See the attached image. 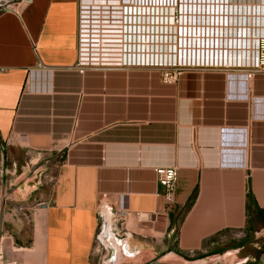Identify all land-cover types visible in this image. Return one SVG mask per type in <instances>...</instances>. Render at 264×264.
<instances>
[{
  "label": "crops",
  "instance_id": "obj_1",
  "mask_svg": "<svg viewBox=\"0 0 264 264\" xmlns=\"http://www.w3.org/2000/svg\"><path fill=\"white\" fill-rule=\"evenodd\" d=\"M18 1L0 0V264H93L96 239L105 264L202 249L264 264V249L244 253L264 243V72L187 68L164 83L171 50L134 49L124 8L122 64L81 74L80 0ZM159 167L178 170L172 204ZM39 202L28 219L16 210ZM106 203L134 216L123 238Z\"/></svg>",
  "mask_w": 264,
  "mask_h": 264
},
{
  "label": "built area",
  "instance_id": "obj_2",
  "mask_svg": "<svg viewBox=\"0 0 264 264\" xmlns=\"http://www.w3.org/2000/svg\"><path fill=\"white\" fill-rule=\"evenodd\" d=\"M31 1L19 0L13 8ZM247 1L241 3L236 0H80L77 70L82 74L89 67L122 64L120 61L122 38L119 36L123 34L124 8H128L130 12L134 9H155L157 24L153 26L160 29L164 21L167 28H164L165 35L170 32L177 44V61L174 60L173 63L162 67L161 77L164 83H176L187 68H232L264 72V0ZM130 16L135 15L131 12ZM168 20L171 23L169 27L166 26ZM152 24V21L147 20V23L139 25L144 27L146 25L147 33L148 25L151 29L154 28ZM158 34L162 36L161 31L156 33ZM109 39L112 42H109ZM141 44L145 43L142 41ZM181 50L184 51L183 56ZM155 173L157 182L164 187L167 203H174L178 182L177 168L159 167ZM36 206L45 204L39 202L30 208L18 205L16 210L22 212V216L28 219ZM105 213L119 234L129 231L134 222V216L130 211L117 209L108 203L105 204ZM201 252H205L204 249Z\"/></svg>",
  "mask_w": 264,
  "mask_h": 264
},
{
  "label": "bare ground",
  "instance_id": "obj_3",
  "mask_svg": "<svg viewBox=\"0 0 264 264\" xmlns=\"http://www.w3.org/2000/svg\"><path fill=\"white\" fill-rule=\"evenodd\" d=\"M131 12H132L133 15H135L133 17L130 16L131 17V20H132L133 30H135V34L132 37V42H133L134 49L137 48V50H138L139 48L137 46L140 47V45L144 49H146V48L147 49L153 48L154 50L159 49V46H160V48L162 50H164L165 47H166V49H169V51L171 50V53L170 54H172L173 57H174V60L177 61V58H178V54H177L178 50L176 48V45L177 44L174 42L173 36L170 35V32H168L166 34L168 36L165 35V33H164V31H165L164 30V28H165L164 21H163V26L160 25V27H159L160 29H158L157 27L156 28L154 27L153 29H151L149 27V32H147V33H146V25H145V27L144 26L141 27V25H139V22L140 23H142V22L147 23V20L156 23V20H157V12H156V10L155 9H134V10H131ZM131 12H130V14H131ZM170 24L171 23L168 20V24L166 26L169 27ZM263 25H264V21H263ZM165 29H167V28H165ZM143 30H144V32H142ZM244 30L246 31V28ZM159 31H161L162 36H160L159 34L156 35V33H159ZM138 33H140V34L138 35ZM142 33H144L143 36H141ZM142 41L145 44H143V45L140 44V43H139V45L137 44L138 42H141L142 43ZM217 43L219 45V40H217ZM226 44L227 45L229 44L228 40H227ZM231 45H233V41L231 42ZM137 50H134V52L137 51ZM161 55H159L160 58H161ZM183 55H184V51L181 50V56H183ZM217 55H219V51H217ZM156 56H158V55H155L154 53H146V52H144V57L156 58ZM140 57L142 58L143 56H140ZM168 84H172V83H168ZM119 249H120V247H119ZM125 252L126 253L129 252L131 254L134 251L132 252V251H128V250L125 249ZM122 254H123L122 257L123 256L124 257H127L126 255H124L125 253H122ZM132 256L133 255H130L129 257H132Z\"/></svg>",
  "mask_w": 264,
  "mask_h": 264
},
{
  "label": "rangeland",
  "instance_id": "obj_4",
  "mask_svg": "<svg viewBox=\"0 0 264 264\" xmlns=\"http://www.w3.org/2000/svg\"><path fill=\"white\" fill-rule=\"evenodd\" d=\"M143 23V22H142ZM139 22V24H142ZM153 24L151 25L152 27H154L153 25H156L154 22H152ZM150 27V25H148ZM114 237L117 238V239H121L123 238L124 235H122L121 233V238L118 237V235L114 234ZM245 238H248L247 235H237V233L233 234V238L232 241L236 242V243H239L240 241L244 240ZM262 238H259L255 241L257 242H254L256 247H249L250 244L247 246V248L244 250V253H250V254H255V256H257L261 250L260 249H264V243H263V240H261ZM262 241V242H261ZM103 243H104V246H103ZM100 242L99 239H96L95 241V251L93 253V258H94V262L93 264H105V260H107L109 258V251L111 250V245L110 244H107L106 242ZM0 244H1V241H0ZM260 249H259V248ZM230 249L228 250H225L223 252V258H219V259H214L212 260V262H209V259H211V257H203V258H196L200 255H206L207 253L205 252H200V253H187L186 255H181L183 259H179L180 260L177 264H238L237 262V259L235 258L234 254L235 253H231L229 252ZM243 254V253H242ZM133 257V256H132ZM186 257H190V258H196V259H187ZM133 259V258H131ZM131 260L130 259H125L123 260V264L125 263H129ZM208 262V263H207ZM5 264V262H4ZM141 264V263H140Z\"/></svg>",
  "mask_w": 264,
  "mask_h": 264
},
{
  "label": "trees",
  "instance_id": "obj_5",
  "mask_svg": "<svg viewBox=\"0 0 264 264\" xmlns=\"http://www.w3.org/2000/svg\"><path fill=\"white\" fill-rule=\"evenodd\" d=\"M206 255H200V256H198V257H196L197 259L198 258H203V257H205ZM187 259H196V258H190V257H186Z\"/></svg>",
  "mask_w": 264,
  "mask_h": 264
},
{
  "label": "water",
  "instance_id": "obj_6",
  "mask_svg": "<svg viewBox=\"0 0 264 264\" xmlns=\"http://www.w3.org/2000/svg\"><path fill=\"white\" fill-rule=\"evenodd\" d=\"M147 264H164V263H158L157 261H151V262H149Z\"/></svg>",
  "mask_w": 264,
  "mask_h": 264
},
{
  "label": "flooded vegetation",
  "instance_id": "obj_7",
  "mask_svg": "<svg viewBox=\"0 0 264 264\" xmlns=\"http://www.w3.org/2000/svg\"><path fill=\"white\" fill-rule=\"evenodd\" d=\"M236 2H241V3L243 2L244 3V2H248V1L247 0H236Z\"/></svg>",
  "mask_w": 264,
  "mask_h": 264
}]
</instances>
